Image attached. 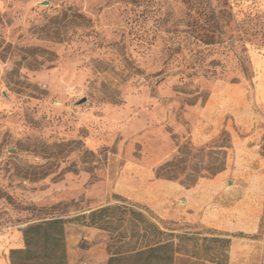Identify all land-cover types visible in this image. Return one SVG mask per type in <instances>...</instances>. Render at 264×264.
Listing matches in <instances>:
<instances>
[{
	"label": "rangeland",
	"instance_id": "374dc122",
	"mask_svg": "<svg viewBox=\"0 0 264 264\" xmlns=\"http://www.w3.org/2000/svg\"><path fill=\"white\" fill-rule=\"evenodd\" d=\"M263 71L264 0H0V256L62 218L107 264L81 215L125 200L194 233L175 264H264Z\"/></svg>",
	"mask_w": 264,
	"mask_h": 264
},
{
	"label": "trees",
	"instance_id": "16d2710c",
	"mask_svg": "<svg viewBox=\"0 0 264 264\" xmlns=\"http://www.w3.org/2000/svg\"><path fill=\"white\" fill-rule=\"evenodd\" d=\"M163 170L164 166L158 167L157 175L171 178L162 173ZM195 182H185V185L189 186ZM132 206L123 200L122 204L105 205L81 215V218L87 220L85 223L87 226L109 233L111 248L107 264H175L181 254L205 259L204 255L200 256L186 250L188 242L196 240L194 233L189 235L168 232ZM141 208L153 215L149 208ZM66 222L67 220L62 218H53L27 226L23 230L24 248L11 250V264H68ZM126 223L129 226L125 227ZM210 240L219 243V246L214 247L218 251L217 254L227 258L231 239ZM209 249L211 250L205 246L203 253L209 252ZM217 254L206 259L225 264L223 259L216 256Z\"/></svg>",
	"mask_w": 264,
	"mask_h": 264
},
{
	"label": "crops",
	"instance_id": "0c3cea01",
	"mask_svg": "<svg viewBox=\"0 0 264 264\" xmlns=\"http://www.w3.org/2000/svg\"><path fill=\"white\" fill-rule=\"evenodd\" d=\"M260 92L262 93V97L264 99V71L262 72V76H261V86H260ZM187 193L189 196H191L193 194L194 188H187L186 189ZM67 243H68V247L69 249L74 248V246L72 245V242H70L69 238H67ZM21 241L19 243V246H21ZM0 264H10V260L8 258V256L6 255H2L0 256Z\"/></svg>",
	"mask_w": 264,
	"mask_h": 264
}]
</instances>
